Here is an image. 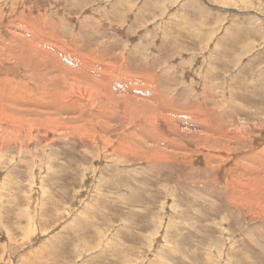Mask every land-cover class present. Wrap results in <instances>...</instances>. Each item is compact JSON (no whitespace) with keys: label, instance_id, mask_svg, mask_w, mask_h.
Here are the masks:
<instances>
[{"label":"rangeland","instance_id":"rangeland-1","mask_svg":"<svg viewBox=\"0 0 264 264\" xmlns=\"http://www.w3.org/2000/svg\"><path fill=\"white\" fill-rule=\"evenodd\" d=\"M0 188V264H264V0H0Z\"/></svg>","mask_w":264,"mask_h":264},{"label":"bare ground","instance_id":"bare-ground-1","mask_svg":"<svg viewBox=\"0 0 264 264\" xmlns=\"http://www.w3.org/2000/svg\"><path fill=\"white\" fill-rule=\"evenodd\" d=\"M1 189V188H0ZM75 237H74V241H82L81 240V238L79 237V236H76V235H74ZM97 237V236H96ZM95 237V238H96ZM94 238V237H93ZM85 239V238H84ZM96 248V247H95ZM51 250L49 251L51 254H56V255H58V252H56V251H54V249L52 248V246H51V248H50ZM92 249V248H91ZM48 250H49V248H48ZM75 252V249H72V252ZM111 252H113V254H115L116 252H115V248L113 249V250H110ZM56 252V253H55ZM99 252L101 253L102 251H98V249L95 251V256L94 257H92L91 259H90V261H93L96 257H98L100 254H99ZM117 252H118V250H117ZM102 255H103V252L101 253ZM112 254V255H113ZM101 255V256H102ZM59 258V257H58ZM63 261V260H62ZM128 261V260H127ZM53 262V261H52ZM125 262H126V260H125ZM85 264H88V263H85ZM129 264V263H128Z\"/></svg>","mask_w":264,"mask_h":264}]
</instances>
